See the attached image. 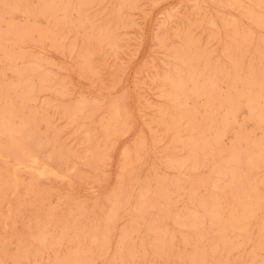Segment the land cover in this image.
Here are the masks:
<instances>
[{
  "label": "rangeland",
  "instance_id": "obj_1",
  "mask_svg": "<svg viewBox=\"0 0 264 264\" xmlns=\"http://www.w3.org/2000/svg\"><path fill=\"white\" fill-rule=\"evenodd\" d=\"M0 264H264V0H0Z\"/></svg>",
  "mask_w": 264,
  "mask_h": 264
},
{
  "label": "bare ground",
  "instance_id": "obj_2",
  "mask_svg": "<svg viewBox=\"0 0 264 264\" xmlns=\"http://www.w3.org/2000/svg\"><path fill=\"white\" fill-rule=\"evenodd\" d=\"M250 100V99H249ZM248 102V101H247ZM249 103V102H248ZM256 116V115H255ZM259 116V115H258ZM263 116V115H262ZM259 119V118H258Z\"/></svg>",
  "mask_w": 264,
  "mask_h": 264
}]
</instances>
